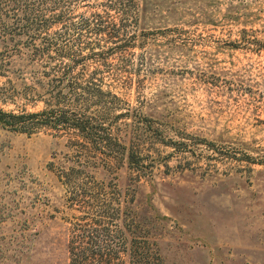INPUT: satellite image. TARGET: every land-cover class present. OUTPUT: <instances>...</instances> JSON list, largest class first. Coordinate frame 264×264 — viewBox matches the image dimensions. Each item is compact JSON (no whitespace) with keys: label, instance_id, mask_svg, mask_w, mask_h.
Listing matches in <instances>:
<instances>
[{"label":"rangeland","instance_id":"rangeland-1","mask_svg":"<svg viewBox=\"0 0 264 264\" xmlns=\"http://www.w3.org/2000/svg\"><path fill=\"white\" fill-rule=\"evenodd\" d=\"M28 1L0 0V107L41 109L63 69L91 77L115 97L74 109L134 151L0 125V264H69L107 198L158 264H264V0Z\"/></svg>","mask_w":264,"mask_h":264},{"label":"trees","instance_id":"trees-1","mask_svg":"<svg viewBox=\"0 0 264 264\" xmlns=\"http://www.w3.org/2000/svg\"><path fill=\"white\" fill-rule=\"evenodd\" d=\"M28 2L26 7L35 13V10L39 8L37 6L44 4L45 1L30 0ZM57 15L59 13H52L51 16L55 17ZM89 23L90 19L84 17L69 21L68 25L82 26ZM56 33L60 36L62 32L57 31ZM107 35L111 36L112 34L108 32ZM54 51H59L62 56L70 61L74 62L76 60L71 56L70 51L66 49L60 51L55 47ZM63 65L72 66L67 60ZM61 74L57 77V83H62L52 85V88L48 91L50 101L44 99V107L38 110H25L22 108L18 111L5 110L0 107V125L25 132L41 125L71 128L87 140L98 141L108 150L118 154L120 158L125 157L129 161L134 150H130L124 144V139L121 138L120 140V138L110 135L105 130L106 126L102 123L103 120H97L98 117L103 118L104 114H86L84 110L78 111L73 107L78 101L86 100L91 96L98 100L105 94L114 97L115 95L109 89H102L100 81L96 82L91 77L84 79V83H80L74 81V76H71L69 70L63 69ZM64 74L66 75L64 76ZM66 78L68 79L66 80ZM75 87L79 88L78 91L75 90ZM86 106L82 105V109H85ZM123 112L126 111H119L115 115H122ZM63 174L65 181H72V177L68 172L64 171ZM89 201L91 199H87L83 205L92 206ZM111 202L112 198H107L104 203H98L96 205L98 208L94 210L102 213L87 215L88 221L76 223L77 226L68 239L69 264H158L157 260L143 251L142 248L139 249L137 245L127 246L126 236H124L122 229H119L120 226L116 229L118 223L115 214L109 211ZM122 217H126L125 214ZM127 217H130V215H127Z\"/></svg>","mask_w":264,"mask_h":264}]
</instances>
